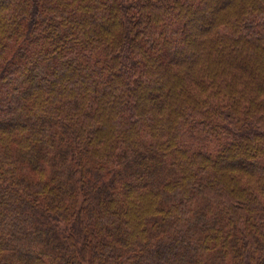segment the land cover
Returning <instances> with one entry per match:
<instances>
[{"label": "trees", "instance_id": "obj_1", "mask_svg": "<svg viewBox=\"0 0 264 264\" xmlns=\"http://www.w3.org/2000/svg\"><path fill=\"white\" fill-rule=\"evenodd\" d=\"M260 53L264 0H0V264H264Z\"/></svg>", "mask_w": 264, "mask_h": 264}, {"label": "rangeland", "instance_id": "obj_2", "mask_svg": "<svg viewBox=\"0 0 264 264\" xmlns=\"http://www.w3.org/2000/svg\"><path fill=\"white\" fill-rule=\"evenodd\" d=\"M231 14V13H230ZM256 49V47L255 48H253V50H247L246 51V53L245 54H247V55H250V56H253V55H255V54H257L258 56H259V50H255ZM260 55H264V54H261L260 53ZM251 62H249V65L253 68V67H255V65H256V61H252V59L250 58L249 59ZM258 61H261L260 60V57L258 58Z\"/></svg>", "mask_w": 264, "mask_h": 264}]
</instances>
